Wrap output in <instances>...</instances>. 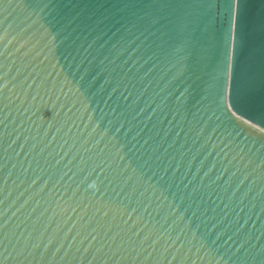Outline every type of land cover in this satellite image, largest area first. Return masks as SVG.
Masks as SVG:
<instances>
[{
    "label": "water",
    "instance_id": "obj_1",
    "mask_svg": "<svg viewBox=\"0 0 264 264\" xmlns=\"http://www.w3.org/2000/svg\"><path fill=\"white\" fill-rule=\"evenodd\" d=\"M0 264H264V0H0Z\"/></svg>",
    "mask_w": 264,
    "mask_h": 264
}]
</instances>
